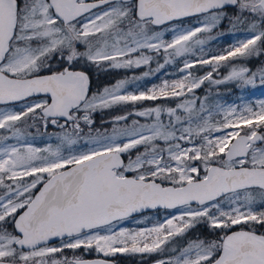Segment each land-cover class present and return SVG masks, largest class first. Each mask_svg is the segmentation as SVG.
Returning <instances> with one entry per match:
<instances>
[{
    "label": "snow or ice",
    "instance_id": "6c2138e0",
    "mask_svg": "<svg viewBox=\"0 0 264 264\" xmlns=\"http://www.w3.org/2000/svg\"><path fill=\"white\" fill-rule=\"evenodd\" d=\"M260 56L264 0H0V264H264V99L212 92Z\"/></svg>",
    "mask_w": 264,
    "mask_h": 264
},
{
    "label": "trees",
    "instance_id": "16d2710c",
    "mask_svg": "<svg viewBox=\"0 0 264 264\" xmlns=\"http://www.w3.org/2000/svg\"><path fill=\"white\" fill-rule=\"evenodd\" d=\"M187 23H190V21H185ZM229 32H235V33H240L241 30L239 29V27H237L236 29H232L228 22L225 21L224 25L219 28L217 30V32H214L213 35H216L217 33H229ZM232 40V36H228V35H222L221 39L219 41H214L212 43H210L209 48H211L214 51H219L220 49H223L224 47L228 46L231 43ZM245 64V66L249 67L250 69H252V71H257L258 69H260L261 67H264V59L262 58V56L258 57V58H252L249 61H245L243 62ZM155 64L152 65L153 68H155ZM230 69L227 67H222L220 69V75H225ZM144 71V69H140L139 71H137V75L142 74V72ZM177 71V66H168L166 67L163 72L158 76V77H154V78H150L147 79L145 81L142 82L141 86L143 88H147L150 87L152 84H158L161 82L162 79H169L171 80L174 77V74ZM202 74V73H200ZM92 79H93V84H92V88L93 90L97 89V88H102L105 85H108L112 82H114L116 79L121 78L124 75H131V73H124V72H112V73H92ZM257 86V84H256ZM258 87V86H257ZM254 87H249L247 89L244 90H240L237 88V86L229 83L228 85H222L219 89H216L215 87L212 88V92H219L221 94V97L224 101H228V100H239V98H241V96L244 93H248L250 92ZM209 89V85L205 84V86L203 87V89L198 91V95H202L205 91H207ZM145 105H150L152 104V102L148 101V102H144ZM159 103V102H157ZM108 116L104 113V112H99L97 114H95L94 119L97 122V126H99L100 122L102 119H107ZM164 213L163 211L159 212V214ZM151 214H157L155 211L152 212H148V213H144L145 215H151ZM140 217V216H138ZM196 235H200L202 238H207V239H214L215 236L211 235L203 225H201L200 227H198L195 232L190 233L188 236V239H190L191 237H194ZM179 243V241H178ZM155 257H141L140 255H121V256H117L115 258L117 264H148L150 261H152Z\"/></svg>",
    "mask_w": 264,
    "mask_h": 264
},
{
    "label": "rangeland",
    "instance_id": "374dc122",
    "mask_svg": "<svg viewBox=\"0 0 264 264\" xmlns=\"http://www.w3.org/2000/svg\"><path fill=\"white\" fill-rule=\"evenodd\" d=\"M187 23V22H185ZM233 39V37H232ZM232 42V40H231ZM262 58L264 59V56H262ZM257 86H255L250 92L248 93H244L241 97H243V100L239 99L237 100H228L227 102H233L235 101L236 103H248V102H255L258 100H262L264 99V86H261L259 83V80L256 81ZM49 132H52L53 129L49 128L48 129ZM47 142V138H41V137H37V146H44V144ZM164 215V213L162 214H151V215H145V216H141L138 218H135L133 220H128L125 222L124 226L128 227L130 229H135L137 227H144L146 226V224H151L152 222H154L156 219L162 217ZM144 217H149L151 218L148 221H145ZM194 238V237H191ZM190 238V239H191Z\"/></svg>",
    "mask_w": 264,
    "mask_h": 264
},
{
    "label": "flooded vegetation",
    "instance_id": "af4514ba",
    "mask_svg": "<svg viewBox=\"0 0 264 264\" xmlns=\"http://www.w3.org/2000/svg\"><path fill=\"white\" fill-rule=\"evenodd\" d=\"M141 217V216H140ZM143 217V216H142ZM135 218H138V216H134V217H132V218H130L129 220H133V219H135ZM94 255L95 254H93V257H94ZM118 256H121V255H118ZM90 258H92V257H90ZM115 262H116V260H115ZM117 263V262H116ZM148 264H153V260L152 261H150Z\"/></svg>",
    "mask_w": 264,
    "mask_h": 264
},
{
    "label": "water",
    "instance_id": "95a60500",
    "mask_svg": "<svg viewBox=\"0 0 264 264\" xmlns=\"http://www.w3.org/2000/svg\"><path fill=\"white\" fill-rule=\"evenodd\" d=\"M148 212H150V211H148ZM115 264H116V262H115Z\"/></svg>",
    "mask_w": 264,
    "mask_h": 264
}]
</instances>
